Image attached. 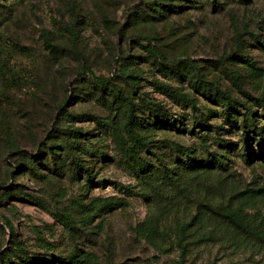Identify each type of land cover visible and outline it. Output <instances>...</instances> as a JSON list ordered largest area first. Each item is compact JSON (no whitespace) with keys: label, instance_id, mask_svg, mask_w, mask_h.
Segmentation results:
<instances>
[{"label":"rangeland","instance_id":"obj_1","mask_svg":"<svg viewBox=\"0 0 264 264\" xmlns=\"http://www.w3.org/2000/svg\"><path fill=\"white\" fill-rule=\"evenodd\" d=\"M126 96L148 141L138 158L113 140ZM261 101L264 0H0V257L264 264V241L212 210L264 219V149L255 137L248 160L243 134L264 126ZM142 166L171 176L166 191L138 177ZM106 200L110 210H90Z\"/></svg>","mask_w":264,"mask_h":264},{"label":"trees","instance_id":"obj_2","mask_svg":"<svg viewBox=\"0 0 264 264\" xmlns=\"http://www.w3.org/2000/svg\"><path fill=\"white\" fill-rule=\"evenodd\" d=\"M162 61L165 62V58L161 57ZM167 63V62H165ZM109 78L104 77H95L93 79V83L99 89L105 91L109 86ZM157 86L165 93L172 95V96H182L183 98H188L185 94H180L170 85L164 83H157ZM216 97L217 100L226 106L227 108L236 109L233 104V99L231 95L227 91L218 90ZM261 104L264 105V102L261 101ZM121 108L123 109V113L119 112L117 115H121L123 121V131L125 136L122 134L119 128H116L113 132V140L115 144L119 147V149L124 152L125 154L129 155L131 158H138L139 152L143 147L148 145V141L145 138V134L143 129V121H140L139 117L135 114L136 106L134 103L131 102L128 96L124 97L120 103ZM118 109V108H117ZM154 109V108H152ZM151 109V110H152ZM247 110L250 111V107H247ZM253 113H251V117H253ZM246 125V124H245ZM264 126H259L255 123H252L251 126H244L243 134L245 138L244 143V151L245 155L249 159L250 151H251V142L256 140L258 145L264 149V136H263ZM77 132L76 134H80L81 131L79 129L74 130ZM256 137V138H255ZM85 169L84 173L86 175V179H90L91 176V169ZM183 172L177 176V180H181V175ZM138 177H140L143 181L149 185L155 194L163 193L166 191V185L172 181L170 175H167L165 172H162L157 169H149L145 168L144 166L141 167L140 170L137 172ZM3 197H0V202L2 201ZM113 201L106 200L103 203L95 204L93 203L90 207L92 212L97 213L99 215L100 212H105L107 209H111L113 206ZM214 212L217 213L219 217L223 219V222L230 225L233 230H238L240 233L243 234H251L258 237L260 240L264 241V219L262 218L260 213L256 214H248L243 209L236 208V209H222L218 208L217 210L213 209ZM147 223V228L151 232L156 231L157 223L154 216H150L148 219L145 220ZM9 228L12 229V224L7 221ZM178 233V245L181 248L182 253H184L191 243L186 239V225H181L176 230ZM145 239L153 244L156 245L154 240L151 237V234L147 232L145 234ZM18 248H11L8 251L2 253L0 257L1 264H97L96 257L91 253H84L80 252H71L67 256L58 257L56 259L53 258H40V257H33L27 254L18 253Z\"/></svg>","mask_w":264,"mask_h":264}]
</instances>
